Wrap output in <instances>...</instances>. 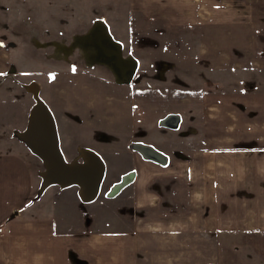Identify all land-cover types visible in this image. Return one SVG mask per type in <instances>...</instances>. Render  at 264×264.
I'll return each mask as SVG.
<instances>
[{
	"label": "rangeland",
	"instance_id": "obj_1",
	"mask_svg": "<svg viewBox=\"0 0 264 264\" xmlns=\"http://www.w3.org/2000/svg\"><path fill=\"white\" fill-rule=\"evenodd\" d=\"M140 1L87 0L85 26L95 23L90 33L75 35L70 45L79 17L71 9L64 13L54 8L52 14L43 15L47 25L53 22L54 30L40 22L39 27L18 24L0 30L2 51L17 46L8 39L10 36L22 37L32 48L20 67L12 64L0 72V148L18 150L20 143L24 145L15 133L24 128L34 100L23 84H35L38 99L54 119L65 161L75 157L80 147L101 152L107 162L92 204L93 211L103 218L118 204H123L125 218L126 185L110 193L115 183L109 174L117 162L126 168L128 144L160 140L157 147L183 153L173 137L195 132L203 93L253 84L254 73L264 67V62H255L257 57H264V0H244L253 14L247 29L218 24L222 23L220 9L214 17L205 13L208 22L199 15L192 20L191 0H150L143 4L146 12ZM164 1L165 5L159 4ZM98 9L103 15H95ZM92 10L99 18L89 19ZM3 24L0 20V27ZM64 25L65 30L61 29ZM125 56L135 62V67L123 73L118 61ZM169 113L177 114L178 119L180 114L181 125L164 131L158 121ZM117 148L119 158H112ZM211 239H183L182 253H187L181 261L178 255L157 254L148 255L145 264H171L174 260L175 264H264V233L235 231L214 234ZM195 250L202 254L188 255Z\"/></svg>",
	"mask_w": 264,
	"mask_h": 264
},
{
	"label": "crops",
	"instance_id": "obj_2",
	"mask_svg": "<svg viewBox=\"0 0 264 264\" xmlns=\"http://www.w3.org/2000/svg\"><path fill=\"white\" fill-rule=\"evenodd\" d=\"M86 1L0 0V20L5 23L0 30L6 25L39 27L40 23L54 30L53 22L47 25L43 15L60 8L64 13L71 9L72 14H79L73 35L86 32L93 22L85 26ZM149 1H140L145 12L143 4ZM190 3H194L190 7L192 20L199 15L208 22L205 13L214 17L220 9L222 23L218 24L244 29L252 25L253 14L244 0ZM175 5L178 7L177 1ZM95 13L92 10L89 19L103 15L100 9ZM20 38H8L18 48L9 46L4 52L0 47V72L12 64L20 67L27 60L32 48ZM255 62H264V57ZM253 79V84L245 87L203 93L195 132L173 137L183 153L161 149L156 145L160 140H156L149 145L164 155V161L158 163L127 148L126 168L117 162L118 168H111L109 174L111 183L116 184L120 175L131 173L125 183L124 219L123 204L105 218L93 211L107 166L101 152L92 149L103 164V173L97 193L85 202L80 200L76 185L49 184L39 190L41 162L21 143L18 150L0 148V264H145L148 255L157 254L178 255L181 261L187 253H182L183 239L212 240L214 234L235 231L264 233V67ZM178 115L176 126L169 129L181 125ZM117 149L112 158H119ZM192 254L202 252L188 253Z\"/></svg>",
	"mask_w": 264,
	"mask_h": 264
},
{
	"label": "water",
	"instance_id": "obj_3",
	"mask_svg": "<svg viewBox=\"0 0 264 264\" xmlns=\"http://www.w3.org/2000/svg\"><path fill=\"white\" fill-rule=\"evenodd\" d=\"M94 23L95 21L92 22V25ZM92 25L84 32L85 34L91 32ZM74 37L75 35H73L69 45L75 40ZM52 43L51 45H53ZM94 48L96 49L95 52H97L98 48L96 46H94ZM127 57L129 56H125L124 60H128ZM111 69L117 75V72L113 68ZM128 70L129 69H126L124 73ZM115 80L117 81L116 78ZM23 86L32 95L34 103L28 110L23 130L16 132L15 136L21 140L27 149L37 156L41 162L42 171L39 173V190L49 184H56L60 187L76 185L78 188L77 194L81 201L86 202L93 199L97 193L103 173V164L100 158L90 149L82 148V153V151H79L77 148V155L66 162L59 150L55 122L51 113L46 105L37 98L36 93L33 94L27 85L23 84ZM177 120V114L169 113L159 120V124L168 128H174ZM31 140L34 142L33 145L30 143ZM130 147L143 159L158 163L164 161V155L148 144L134 142L131 143ZM47 169L50 172V174H48L51 178L50 181H46L47 179L44 177V173H47ZM130 177L131 173L121 176L120 179L122 180L113 186L110 193L117 192L123 184L129 181Z\"/></svg>",
	"mask_w": 264,
	"mask_h": 264
},
{
	"label": "bare ground",
	"instance_id": "obj_4",
	"mask_svg": "<svg viewBox=\"0 0 264 264\" xmlns=\"http://www.w3.org/2000/svg\"><path fill=\"white\" fill-rule=\"evenodd\" d=\"M119 59H121L120 57H119ZM123 60V61H122ZM131 61H133V60H131ZM131 61H128V60H124L123 58L121 59V60H119L118 61V66H119V68L122 70H126V68H132V69H134V67H135V62L133 63V62H131ZM130 63V64H129ZM133 65V66H132ZM28 88H30L31 89V91H32V93L33 94H35L36 93V96H37V98H38V95L37 94H39L37 91H36V88H35V84H32V85H30V86H28ZM30 143L33 145V140H31L30 141ZM82 153H83V150H82ZM89 158V157H88ZM48 174H50V172H49V170L47 169V173L45 172L44 173V177H46V181H50V175H48Z\"/></svg>",
	"mask_w": 264,
	"mask_h": 264
},
{
	"label": "flooded vegetation",
	"instance_id": "obj_5",
	"mask_svg": "<svg viewBox=\"0 0 264 264\" xmlns=\"http://www.w3.org/2000/svg\"><path fill=\"white\" fill-rule=\"evenodd\" d=\"M164 117V116H163ZM162 117V118H163ZM158 125L160 126V127H165V126H163V125H161V124H159V121H158ZM56 127V126H55ZM132 143H134V142H132ZM130 145H131V143L130 144H128V146H127V148H129V149H131V150H133L131 147H130ZM149 145V144H148ZM151 146V145H150ZM134 151V150H133ZM158 151V150H157ZM136 152V151H135Z\"/></svg>",
	"mask_w": 264,
	"mask_h": 264
}]
</instances>
